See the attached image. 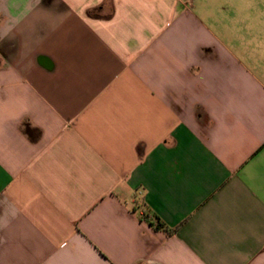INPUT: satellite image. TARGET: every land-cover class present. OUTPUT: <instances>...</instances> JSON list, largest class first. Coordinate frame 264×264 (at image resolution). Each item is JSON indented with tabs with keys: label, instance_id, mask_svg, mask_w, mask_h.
<instances>
[{
	"label": "crops",
	"instance_id": "0c3cea01",
	"mask_svg": "<svg viewBox=\"0 0 264 264\" xmlns=\"http://www.w3.org/2000/svg\"><path fill=\"white\" fill-rule=\"evenodd\" d=\"M0 264H264V0H0Z\"/></svg>",
	"mask_w": 264,
	"mask_h": 264
}]
</instances>
